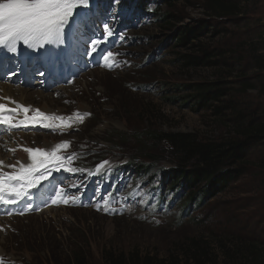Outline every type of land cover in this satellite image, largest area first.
Returning <instances> with one entry per match:
<instances>
[{
    "label": "rangeland",
    "instance_id": "rangeland-1",
    "mask_svg": "<svg viewBox=\"0 0 264 264\" xmlns=\"http://www.w3.org/2000/svg\"><path fill=\"white\" fill-rule=\"evenodd\" d=\"M234 1L241 13L225 19L208 14L207 0L163 6L162 12L172 15L173 22L137 32L150 38L138 39L119 56L120 71H96L56 92L34 91L50 95L46 101H51L58 114L72 118L73 126L65 132L68 136L29 132L18 139H26L31 146L48 147L68 138L72 142L65 152L68 169L85 171H68L64 181L68 179L69 183L63 182L62 196L52 210L0 221V256L4 264H73L74 253L83 254L88 264H107L105 252L110 250L162 259L177 255L176 245L200 236L264 244V141L243 163V176L200 206L185 209L182 203L179 207L172 194H166L160 202V189L150 195L148 186L136 178L132 168L114 174L117 166L133 162L139 154L141 142L137 135L147 130L146 112L142 114L145 107L164 116L161 121H153L158 131L196 133L206 140L241 139L233 131L238 122L247 124L255 119L257 125L264 124V68L255 63L264 57V0ZM155 8L153 3L151 9ZM199 22L209 27L199 42L187 46L176 43L181 27ZM197 45L213 51L216 64L193 68L179 61L182 55L202 56ZM210 83H220V91L227 94L223 102L213 104L228 105L230 110H225L223 116H215L211 106L195 110L179 100L194 94L183 86ZM142 85L147 86L145 90L140 88ZM45 103L38 95L33 101L25 100V104L42 111ZM113 131L122 137L121 142L110 137ZM1 145L0 162L7 167L9 163H4L3 157L11 161L13 154L4 155ZM166 149L158 147L153 152L157 166L165 170L175 167ZM29 154L25 148L18 149V156L24 157L21 160ZM143 161L138 158L133 163L137 167L150 164ZM100 169L105 171V181L120 179V186L96 178ZM163 182L169 187L172 181ZM217 238L215 241H219ZM215 241L213 247L218 250ZM216 261L222 264L219 252Z\"/></svg>",
    "mask_w": 264,
    "mask_h": 264
},
{
    "label": "trees",
    "instance_id": "trees-1",
    "mask_svg": "<svg viewBox=\"0 0 264 264\" xmlns=\"http://www.w3.org/2000/svg\"><path fill=\"white\" fill-rule=\"evenodd\" d=\"M183 1L156 0L159 9L155 12L154 17L158 26L162 28L165 24L173 22L170 20L172 15L163 13L162 7L171 8ZM205 10L216 19L233 18L241 13L239 4L234 0H207ZM208 30L209 27L206 22H199L198 25L193 26H183L179 29L176 43L187 46L194 41L199 42L208 33ZM195 48L199 49L198 54L202 53V56L182 55L179 61L193 68L216 64L212 60L214 58L213 51L204 48V45H197ZM255 63L263 69L264 57L257 58ZM146 87L144 85L140 86L144 90ZM186 87L194 94L180 97L179 100L192 106V109H207L211 106L210 109L213 110L215 116L219 117L225 114V110H230L228 105L223 107L213 106V104L223 102V99L227 96L224 91H220V83L195 84L183 86L182 88ZM247 87L253 88L248 84ZM154 113L155 111L150 106L149 109L148 107L142 109L147 130L137 135L138 140L141 142L139 145L141 149L133 159V162L139 158L150 164L137 167L131 161L128 167L133 166L143 177L157 178L161 195L172 194L173 200L177 201L179 207L183 203L185 209L190 208L191 205L200 206L209 197L224 192L232 183L239 180L244 174L242 165L248 159L251 150L264 141V124L257 125L255 119H251L247 124L243 122L234 124L233 131L241 139L206 140L196 133L158 131L153 121H161L164 116L161 113L157 115ZM241 117L242 115H239V121ZM110 137L116 142L122 140V137L115 131L110 134ZM158 147L167 148L166 150L174 158V168L165 170L163 167L157 166L158 159L153 152ZM157 152L160 153L161 151L158 150ZM164 179L172 181L168 184L169 187L164 185ZM176 187H180L182 192H177ZM184 192H188L187 197L184 196ZM180 197L182 199H179ZM185 213L187 211L181 212L182 215ZM203 222V220H199V223ZM216 238L214 236L188 238L185 242L175 246L174 253H177V255H170L167 258L160 259L157 256L150 255L142 256L137 252L126 255L110 250L105 252L104 261L107 264H219L216 261L217 252H219L223 258L222 264H264L263 243L248 239L235 242L234 239L230 241L229 238L224 237L217 238L219 241H215ZM213 241H215L218 250L213 247ZM72 261L73 264H88L86 257L81 253H74Z\"/></svg>",
    "mask_w": 264,
    "mask_h": 264
},
{
    "label": "snow or ice",
    "instance_id": "snow-or-ice-1",
    "mask_svg": "<svg viewBox=\"0 0 264 264\" xmlns=\"http://www.w3.org/2000/svg\"><path fill=\"white\" fill-rule=\"evenodd\" d=\"M87 5L88 0H0V45L7 46L9 51L16 53L19 42H23L28 48H42L45 44L62 42L65 26L69 25L74 9L81 6L87 8ZM88 15L81 10V12L76 14V19L71 21L69 27L72 28L82 21L86 22ZM104 32L108 37L113 35L107 25L104 27ZM107 42L106 39L93 40L92 52H96L99 45ZM113 56L114 53L109 51L104 59L107 61ZM40 74L42 75L43 73ZM13 103L15 102L13 101ZM18 108L22 109L25 114L29 112V108L23 105H18ZM18 108H7L6 105L0 104V125L6 124L10 130L21 126L28 127L29 124H32L33 126L39 125L42 128H50L52 132L57 131L56 128H52L50 124L46 123L49 117L38 109L35 117L31 120L24 119L17 123L12 114L17 113ZM5 113H8V115H5ZM53 118L64 120L63 117ZM68 144L69 142H64V145ZM25 151L32 154L33 160H35L37 154L46 155L39 149L33 150L29 148L25 149ZM44 163L41 162V166ZM59 168L60 165L57 163L56 170H59ZM34 170L22 169L19 175H7V179H5V174H0V203L5 205L17 203L27 195L26 188L35 186L39 180L46 178V175L51 171V169L46 168L45 172L37 179L32 176ZM65 170L79 171L81 173L85 171L67 168ZM5 190L13 198H7L4 195ZM63 202L67 204L69 200L65 198ZM53 203H56V201L53 200ZM6 214L10 215L11 213ZM0 264H3L2 260H0Z\"/></svg>",
    "mask_w": 264,
    "mask_h": 264
},
{
    "label": "clouds",
    "instance_id": "clouds-1",
    "mask_svg": "<svg viewBox=\"0 0 264 264\" xmlns=\"http://www.w3.org/2000/svg\"><path fill=\"white\" fill-rule=\"evenodd\" d=\"M91 2H92V5L93 4H97V6H98V8H105V6H106V8L107 9H110V10H117L118 12H120L121 13V17H123V16H125L127 19H129V20H137V22L141 25V27H139V28H133V29H130L127 33H124L123 34V37H124V39H123V44L118 48V49H116V50H114V51H117V50H122L123 52L124 51H126L128 48H130V47H132L133 45H134V43L135 42H137L138 41V39H142V38H148V37H144V36H139L138 34H137V32H139V31H142V30H145V29H147V28H150V27H152L153 25H155V24H157L156 23V18L154 17V14H155V12H157V10L159 9V5H158V3L156 2V0H150V1H146V0H144V1H141V0H90ZM156 4V8H155V10H152L151 9V5L152 4ZM81 9L82 8H80L79 9V11H81ZM129 11H133V12H130V13H128ZM126 26H122L120 29L122 30V29H124ZM126 43H127V45H126ZM114 51H112L114 54H117V53H115ZM122 54V53H121ZM120 54V55H121ZM119 54H117V56H118V59H119V56H120ZM122 68H121V66L120 67H117V68H115V69H113V70H110V69H108V68H106V67H100V68H95V69H93V70H90L88 73H86L85 75H83V76H87V75H89V74H91V73H94V72H96V71H101V72H106V73H115V72H117V71H120ZM82 76V77H83ZM81 77V78H82ZM80 78V79H81ZM79 80V79H78ZM77 80V81H78ZM76 83V82H75ZM74 83V84H75ZM18 89H21V90H23V89H25L24 87H21V88H18ZM25 90H27V92H29V91H31V90H28V89H25ZM34 91H43V90H32V92H34ZM25 105V104H24ZM45 111V110H44ZM70 133V132H69ZM47 134H50V135H52V136H55V137H60L61 136V134H57V133H49V132H45V133H42L41 135H47ZM66 136H68L66 133H64ZM19 140V139H18ZM23 140H25L26 142H25V144L27 145V146H29L31 149L33 148H37V149H44L45 151H50L52 148H54V147H56L57 145H59V144H62V143H64L65 141H67V142H69V143H72L68 138L66 139V140H58L57 142H56V144L53 146H48V147H42V146H37V145H35V146H31V145H29L28 144V141L26 140V139H23ZM22 140V141H23ZM29 156V155H28ZM27 156V157H28ZM26 156H25V160H26V158H27ZM19 158H22V157H19ZM19 158H17V159H19ZM130 162H128V163H126L125 165H123V166H120V168H118V169H122V170H127V169H129V168H132L133 169V172L134 173H136L137 175H136V178H140L143 182H144V184L145 185H147V186H156V185H158V180H157V178H149V177H143L142 175H140L135 169H134V167L133 166H130V167H128V164H129ZM103 183H104V181H102ZM152 182V183H151ZM156 189H159L158 188V186L157 187H155V188H153L152 190H151V192H152V194H154V191L156 190ZM121 191V190H120ZM159 194V201L160 202H163L164 200H165V198H164V196H162L161 195V193H158ZM175 201V200H174ZM176 202V201H175ZM53 209V208H52ZM52 209H49V210H52ZM44 213H46V212H44ZM44 213H42V214H44ZM186 214L187 213H185V214H183L182 215V217H185L186 216ZM39 215H41V214H39ZM32 216V215H31ZM28 217V216H27ZM0 260H2L3 261V259L1 258V256H0ZM5 262L3 261V264H4Z\"/></svg>",
    "mask_w": 264,
    "mask_h": 264
},
{
    "label": "bare ground",
    "instance_id": "bare-ground-1",
    "mask_svg": "<svg viewBox=\"0 0 264 264\" xmlns=\"http://www.w3.org/2000/svg\"><path fill=\"white\" fill-rule=\"evenodd\" d=\"M12 95L14 96L15 99H17L18 101L22 102L23 104H25V100L26 99H29V100H32L33 101V97L38 95L39 97H41V99L43 101L46 102L45 103V107H44L45 108V111L50 112V113H53V114H58V112H56V110L53 108L54 106L51 105V103H50L51 101L50 102H47L46 101V99L48 97L49 98L51 97L50 95H45V94H42L41 92H32V93L31 92H25V90L15 89L13 86H0V104H4L6 101H8L6 99V97H12ZM47 104L50 105V106H47ZM55 104H57V103H55ZM60 113H63V112L61 111ZM6 114L7 113H5V115ZM69 124H70V127L73 126V123H69V122H66V121L64 122V121H61L60 120V123L58 124V126L63 131H65V130H67V127H68ZM62 125H63V127H62ZM36 126H39V125H36ZM45 130H46V128H45ZM45 130L43 132H45ZM2 145H5V144L2 142ZM30 158H29L28 161H30ZM20 168H22V167H20ZM6 172L7 171L1 170V174H5V179H7V175H8V174H6ZM10 208H11L10 206L4 205V204H0V209H2V211H9ZM47 211H49V210H47ZM47 211H45V212H47Z\"/></svg>",
    "mask_w": 264,
    "mask_h": 264
}]
</instances>
